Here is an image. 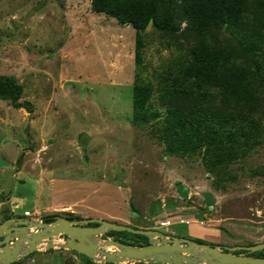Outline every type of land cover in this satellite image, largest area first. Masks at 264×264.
I'll return each instance as SVG.
<instances>
[{"label": "rangeland", "instance_id": "obj_1", "mask_svg": "<svg viewBox=\"0 0 264 264\" xmlns=\"http://www.w3.org/2000/svg\"><path fill=\"white\" fill-rule=\"evenodd\" d=\"M184 27L181 22L173 33L151 25L136 30L92 11L90 0H0V75L15 78L18 100L30 107L28 112L0 99V222L9 207L14 215L27 209L30 218H42L43 204L68 203L56 215L100 218L211 245L264 242V56L258 57V76H250L254 67L236 62L245 102L231 112L223 147L209 143L212 157L223 156L219 163L204 158L206 143L193 153L167 151L153 133L164 117L155 92L145 104L161 113L140 126L132 122L135 83L154 88L168 77L174 86L184 75L194 48ZM233 31L212 28L202 49ZM134 234L107 237L144 243ZM254 253L264 257V250ZM78 259L70 249L52 248L16 264Z\"/></svg>", "mask_w": 264, "mask_h": 264}, {"label": "trees", "instance_id": "obj_2", "mask_svg": "<svg viewBox=\"0 0 264 264\" xmlns=\"http://www.w3.org/2000/svg\"><path fill=\"white\" fill-rule=\"evenodd\" d=\"M90 8L114 17L120 24L128 22L136 30L151 25L160 31L173 33L181 22L184 23L182 34L191 37L194 42V48L188 52L190 61L184 67V75L174 86L171 81H166L168 77H163V82L156 83L154 88L152 84L135 83L132 90V122L140 126L146 123L145 117L161 113L150 110V105L145 104L155 92L156 98L164 106V117L153 133L170 147L167 151L172 154L186 151L193 153L202 143H206L205 150L208 152H205L204 158L209 159L210 165L219 163L223 156L212 157L213 145L209 143L223 147L225 140L221 135L229 132V121L233 117L231 112L237 109L236 103L245 102L244 85L242 87L241 80H237L243 76L237 71L240 68H237L236 62L241 68L254 67L250 76H258L261 66L258 57L264 56V0H90ZM221 26L233 29L232 37L218 40L215 47L202 49L206 34L212 28L214 30ZM232 43L234 47L230 50L229 45L232 46ZM134 45L135 61L139 64L140 46L137 37ZM182 81H187V84L190 82L185 88H179ZM212 86L217 88L214 93L208 92ZM20 89L13 76L0 75V99L10 100L14 108L21 107L29 112V102L18 100ZM210 94H214L212 99ZM56 214H46L42 220L50 221ZM9 216V213L2 215V220ZM64 217L80 218L71 214ZM114 232L106 231V235L111 236ZM134 235L144 239L141 244L147 243L145 236ZM194 240L203 243L200 239ZM120 242L136 245L135 242ZM254 252L236 250L233 253L255 257ZM74 253L79 257V264H96L84 255Z\"/></svg>", "mask_w": 264, "mask_h": 264}, {"label": "water", "instance_id": "obj_3", "mask_svg": "<svg viewBox=\"0 0 264 264\" xmlns=\"http://www.w3.org/2000/svg\"><path fill=\"white\" fill-rule=\"evenodd\" d=\"M80 144H86L81 135ZM93 223L95 225H87ZM105 231H128L146 237V244L130 245L102 237ZM62 236V240L58 237ZM57 240V241H54ZM109 246L110 249H106ZM70 249L96 264H264V257L234 254L236 250L254 252L264 242L222 246L198 243L193 239L164 234L154 229L133 228L100 218L68 219L9 216L0 222V264H9L29 253L46 249Z\"/></svg>", "mask_w": 264, "mask_h": 264}, {"label": "crops", "instance_id": "obj_4", "mask_svg": "<svg viewBox=\"0 0 264 264\" xmlns=\"http://www.w3.org/2000/svg\"><path fill=\"white\" fill-rule=\"evenodd\" d=\"M52 180V179H50ZM68 206V203L66 204H59V205H54L53 202L51 203H48V204H43L42 205V211L45 213V214H53V213H58L60 210H65L66 207ZM27 209H23V211H25ZM28 211V210H27ZM9 212H10V216H18V217H22L23 216V212H22V215H14L12 213V207H9ZM30 213V215H32V213L30 211H28ZM27 218H30V217H27Z\"/></svg>", "mask_w": 264, "mask_h": 264}, {"label": "built area", "instance_id": "obj_5", "mask_svg": "<svg viewBox=\"0 0 264 264\" xmlns=\"http://www.w3.org/2000/svg\"><path fill=\"white\" fill-rule=\"evenodd\" d=\"M23 216L24 217H31L30 213L27 210L23 211Z\"/></svg>", "mask_w": 264, "mask_h": 264}, {"label": "bare ground", "instance_id": "obj_6", "mask_svg": "<svg viewBox=\"0 0 264 264\" xmlns=\"http://www.w3.org/2000/svg\"><path fill=\"white\" fill-rule=\"evenodd\" d=\"M54 241H57V240H54ZM106 249L108 250V249H110V247L109 246H106Z\"/></svg>", "mask_w": 264, "mask_h": 264}, {"label": "clouds", "instance_id": "obj_7", "mask_svg": "<svg viewBox=\"0 0 264 264\" xmlns=\"http://www.w3.org/2000/svg\"><path fill=\"white\" fill-rule=\"evenodd\" d=\"M22 217H24V216H22ZM27 218V217H26ZM31 219H35V217H33V218H31Z\"/></svg>", "mask_w": 264, "mask_h": 264}]
</instances>
